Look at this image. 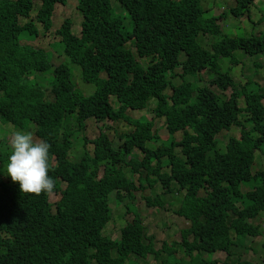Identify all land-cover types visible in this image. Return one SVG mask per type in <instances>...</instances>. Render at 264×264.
<instances>
[{
	"label": "trees",
	"instance_id": "16d2710c",
	"mask_svg": "<svg viewBox=\"0 0 264 264\" xmlns=\"http://www.w3.org/2000/svg\"><path fill=\"white\" fill-rule=\"evenodd\" d=\"M254 3L233 0L229 10L239 19ZM58 4L65 0H0V121L13 129L0 137V264H141L164 252L163 264H221L214 259L219 251L226 253L224 264H241L234 259L237 250L261 234L257 222L264 217V167L253 172L257 155H264V90L252 80L248 87L239 85L221 61L237 65L238 52L264 54V33L225 35L217 22L222 17L207 16L200 0H79L81 32L64 19L56 48L65 61L81 66L84 82L94 90L83 95L64 61L53 62V77L43 83L39 73L51 67L50 53L21 42L38 36L34 22L44 32L52 29ZM125 12L130 32H125ZM205 35L223 38L206 47ZM151 100L170 144L154 129V120L128 115L146 110ZM73 119L79 128L95 119L109 129L125 121L131 130L119 136V146L107 132L85 141L75 161ZM31 127L51 144L55 201L53 192H21L6 174L10 133ZM233 129L241 134L220 143L222 151L219 137ZM141 169L146 178L133 180ZM140 188L147 206L166 208L189 222L180 230L181 241L157 249L139 214L127 220L119 238L104 233L111 202L133 198Z\"/></svg>",
	"mask_w": 264,
	"mask_h": 264
},
{
	"label": "rangeland",
	"instance_id": "374dc122",
	"mask_svg": "<svg viewBox=\"0 0 264 264\" xmlns=\"http://www.w3.org/2000/svg\"><path fill=\"white\" fill-rule=\"evenodd\" d=\"M79 0H65V4L56 5L54 14L52 16L53 27L50 31H42V27L39 23L34 22L38 29L39 34L35 39L26 40L23 37L21 38L22 43L32 44L47 50L50 53V62L51 67L46 72H40L39 77L44 76L43 83L46 82L47 78L53 77V62L55 64L66 62L67 66H69L72 74V82L75 86V90L83 95H89L92 93L93 87L90 84H86L82 78L81 66L77 63H73L71 61H65L63 56H61L59 50L56 48L57 39L60 36L56 33V30L61 27L64 19L69 18L73 22V31L77 34L81 32L80 20L82 15L77 8ZM116 2V1H115ZM203 8H208L206 12L207 16H219L222 17L219 21H217L220 25H222L224 34L240 37V36H249L256 35L260 36L264 33V0H255V3L252 7H250V13L246 14L244 17L235 18L229 8L233 6V0H200ZM116 4L120 6L119 3ZM115 5V3H113ZM37 8V7H36ZM115 10V8H114ZM116 12V11H115ZM116 14H119L116 12ZM122 13H120L121 15ZM36 9L32 13V19L35 21ZM124 18V24H126V31L130 32L132 30L131 26V18L129 14L125 12V14L121 15ZM23 22H26L23 20ZM223 38V35H218L217 37L211 35H205L201 38V42L204 46L209 47L212 43L219 41ZM237 57L239 63L237 65H232L229 60L223 59L221 61L224 69H230L233 77L236 79V82L239 85H246L248 87L249 80L256 83L258 86L262 87L264 90V54L259 56H249L244 54L243 52H238ZM138 59H141L138 57ZM149 60V58H147ZM147 59H144V63L147 64ZM62 60V61H61ZM150 61V60H149ZM257 63L260 65L257 66ZM144 64V65H146ZM206 75V74H205ZM206 78V77H205ZM176 82H179V78L175 79ZM52 80H50V83ZM214 89V88H212ZM250 89V88H248ZM251 90V89H250ZM228 93H231V90H228ZM113 105L115 107H120V103L116 98H112ZM148 108L143 111H128V115L133 118H140L141 116L146 117L148 120H154V129L158 130L161 138L166 141L167 144H170V133L165 126V122L161 119L156 118L154 115L153 108L156 107V100H151ZM241 106H244V98L240 100ZM247 125L248 123L245 122ZM112 129H109L104 122H97L94 119H90L85 122V126L83 128H79L78 123L73 119L69 123L70 131L73 134V148L72 155L76 161H79L82 155L84 140L86 143H89L92 139H95L101 135L102 132H107L113 142L119 146L121 144L120 135L131 130V127L125 121H120L118 124H113ZM11 124L5 125L0 121V137H2L6 132L11 131L13 129ZM249 129V127L247 128ZM28 131L34 133L33 127L29 128ZM241 131L239 129H233L229 132H224L219 137V148L223 151L225 147H221L222 145H226L231 136L239 137ZM35 135V133H34ZM36 136V135H35ZM182 133L179 132L174 136V139L180 141L182 139ZM162 141L158 143H150V148L156 149L159 145H161ZM139 157L142 154H135ZM257 159L253 164V172H257L262 167H264V155L263 153H259L257 155ZM142 157V156H141ZM170 170V169H169ZM128 172V173H127ZM127 177L132 178L129 174L130 171H125ZM141 174L139 177H134L133 179L139 180L141 177H145L147 172L145 169H141ZM7 174V172H6ZM144 178V179H145ZM181 198H183V193L179 194ZM146 191L142 188L135 191V195L132 199H123L113 200L111 203L112 207V218L107 225L105 230L106 234L111 236L112 238H117L121 234V229L127 220L134 217L135 213H138L142 216L149 234L154 236V242H156L157 248H161L165 242L180 240L182 239L181 228L189 225L187 220H183L181 216L176 213L167 210L166 208H157L156 206L150 207L146 204ZM58 198V194L56 192L51 193L50 200L55 201ZM172 202H169L167 206H170ZM180 204L175 202V208H178ZM130 208L128 211L126 208ZM160 209V210H159ZM260 224L261 234L256 236H250L245 243L247 249L241 247V249L237 250L235 260L241 264H264V217H261L258 222ZM168 252H164L161 258H157L156 256H150L149 260L142 262L141 264H163V261L167 258ZM209 259H212L211 254H209ZM214 259H217L224 264V260L226 259V253L223 251L216 252L214 254ZM239 264V263H235Z\"/></svg>",
	"mask_w": 264,
	"mask_h": 264
},
{
	"label": "clouds",
	"instance_id": "9594fccd",
	"mask_svg": "<svg viewBox=\"0 0 264 264\" xmlns=\"http://www.w3.org/2000/svg\"><path fill=\"white\" fill-rule=\"evenodd\" d=\"M247 126L249 127V125ZM85 141L86 140H84V145L86 144ZM9 146H10V154L8 156L6 172L7 175L11 177V180L13 182L19 183L20 191L23 193H29L35 195L53 192L55 188V180L49 175V169H50L49 150L51 148V144L44 139L37 138L34 135V133L31 131L15 130L12 131L9 135ZM71 157L73 160H75L74 155H72V151H71ZM125 199L128 200L132 198H125ZM124 201L120 200V202H124ZM131 208L132 207L130 208L127 207L126 210L128 211ZM136 214L138 213H135V215ZM140 217L142 218L141 215ZM104 233L106 234L105 231ZM173 241H168V243L171 244ZM154 246H156V242H154ZM163 246L161 248H157L156 246V248L162 249ZM151 256H154V254H151Z\"/></svg>",
	"mask_w": 264,
	"mask_h": 264
}]
</instances>
